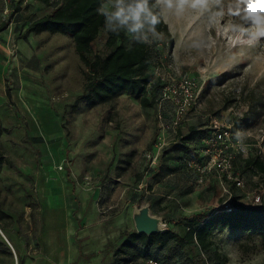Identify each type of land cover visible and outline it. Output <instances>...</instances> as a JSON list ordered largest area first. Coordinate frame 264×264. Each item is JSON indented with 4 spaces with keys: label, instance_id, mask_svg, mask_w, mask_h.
Returning <instances> with one entry per match:
<instances>
[{
    "label": "rangeland",
    "instance_id": "rangeland-1",
    "mask_svg": "<svg viewBox=\"0 0 264 264\" xmlns=\"http://www.w3.org/2000/svg\"><path fill=\"white\" fill-rule=\"evenodd\" d=\"M48 1L14 0L5 9L0 0V21L9 20L0 32V264H112L122 231L135 230V207L148 204L182 232L191 215L220 207L222 186L233 202L264 208V175L244 166L248 157L264 161V37L253 42L233 30L250 25L228 13L231 0H222V16L211 2L204 12L161 13L168 34L152 46V71L163 87L149 108L129 93L71 107L87 82L71 37L25 33L56 5ZM106 35L102 28L93 52L105 54ZM177 99L186 105L179 119ZM209 117L230 127L232 176L243 188L213 173L196 185L183 168L182 137L191 125L211 126ZM240 236L216 231L210 250L225 264H264L261 238L245 247L255 243L256 253L242 255ZM167 254V264L205 255L196 244Z\"/></svg>",
    "mask_w": 264,
    "mask_h": 264
},
{
    "label": "trees",
    "instance_id": "trees-1",
    "mask_svg": "<svg viewBox=\"0 0 264 264\" xmlns=\"http://www.w3.org/2000/svg\"><path fill=\"white\" fill-rule=\"evenodd\" d=\"M50 5L48 0H39ZM101 0H61L52 6V10L28 23L25 33H61L71 37L75 52L85 67L86 84L81 94L77 95L71 107L75 108L79 102L90 105L105 103L119 94L129 93L138 99L142 108H149L156 104V93L162 91L163 84L153 78L152 67L158 57L153 47L132 44L121 33L115 35L107 32L104 41L105 54L93 52L92 43L98 37L103 27V17L98 15L97 8ZM9 20L0 21V32L5 30ZM161 33L168 34V28L161 16L158 26ZM210 129L205 125H191L181 141L183 154V168L194 177L193 171L184 165L188 154L198 158L197 149L200 139ZM245 168L264 175V161L258 157H248L244 161ZM234 169L235 161L232 160ZM189 170V171H188ZM236 170V169H235ZM192 191L188 186L180 195ZM186 226L182 232L168 229L165 232L145 235L133 231H122V242L115 251L112 264H144L150 257L157 258L162 264L169 262L167 252L173 248H184L196 244L205 253L199 255L193 264H225L226 257L217 249L211 251L214 232L228 229L241 235L237 240L240 253H256L259 249L251 243L246 250L248 240L254 236L261 238L264 244V208L233 202L229 209L218 207L207 214L196 213L186 219ZM251 242V241H250ZM142 258V262L138 259Z\"/></svg>",
    "mask_w": 264,
    "mask_h": 264
},
{
    "label": "clouds",
    "instance_id": "clouds-1",
    "mask_svg": "<svg viewBox=\"0 0 264 264\" xmlns=\"http://www.w3.org/2000/svg\"><path fill=\"white\" fill-rule=\"evenodd\" d=\"M210 2L220 9L213 16H222V0H101L96 11L104 18L103 27L106 32L115 35L123 33L129 39V47L140 44L151 48L163 38L158 26L164 10L181 17L188 8L208 11ZM228 13L239 16L250 25V28L234 25V31L249 35L253 42H259L264 37V0H231ZM193 47H200V43L193 44ZM233 136L243 150L244 132L238 129Z\"/></svg>",
    "mask_w": 264,
    "mask_h": 264
},
{
    "label": "built area",
    "instance_id": "built-area-1",
    "mask_svg": "<svg viewBox=\"0 0 264 264\" xmlns=\"http://www.w3.org/2000/svg\"><path fill=\"white\" fill-rule=\"evenodd\" d=\"M14 0H2L7 9V5ZM54 3H60L61 0H51ZM164 92V91H163ZM187 100V97L185 98ZM177 119H179L185 112V103H181V100L177 99ZM211 119V126L207 134L200 139V147L197 149L198 158L194 154H188L184 159V165L187 169H190L195 174L196 185H202L208 180V175L213 173L215 177L225 179L226 181L234 180V184L237 188H243V182L238 178H233V153L231 148L234 144L231 142V130L229 126H224L219 123L217 119ZM225 198L219 203L220 207L229 209L233 203V193L230 189L222 186ZM144 264H162L157 258H147Z\"/></svg>",
    "mask_w": 264,
    "mask_h": 264
},
{
    "label": "water",
    "instance_id": "water-1",
    "mask_svg": "<svg viewBox=\"0 0 264 264\" xmlns=\"http://www.w3.org/2000/svg\"><path fill=\"white\" fill-rule=\"evenodd\" d=\"M132 219L137 233L150 235L168 230L163 224L161 217L151 213L148 204H141L139 207H135Z\"/></svg>",
    "mask_w": 264,
    "mask_h": 264
}]
</instances>
